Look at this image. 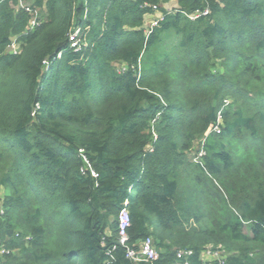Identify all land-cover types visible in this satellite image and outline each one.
I'll list each match as a JSON object with an SVG mask.
<instances>
[{
  "label": "trees",
  "instance_id": "obj_1",
  "mask_svg": "<svg viewBox=\"0 0 264 264\" xmlns=\"http://www.w3.org/2000/svg\"><path fill=\"white\" fill-rule=\"evenodd\" d=\"M177 251L264 264V0H0V264Z\"/></svg>",
  "mask_w": 264,
  "mask_h": 264
},
{
  "label": "built area",
  "instance_id": "obj_2",
  "mask_svg": "<svg viewBox=\"0 0 264 264\" xmlns=\"http://www.w3.org/2000/svg\"><path fill=\"white\" fill-rule=\"evenodd\" d=\"M153 15L150 16L149 24L154 27L157 25L158 20H160V14L158 12V8L156 6H152ZM26 12H30L29 9H25ZM33 18L31 19L30 25L36 26L37 21V11L31 12ZM79 30H75L68 36V42L71 48L77 49L79 47V40H78ZM16 44H13L12 49L15 50ZM218 121L220 122V115L218 114ZM212 130L216 133H220V127L219 125H216L212 128ZM205 155V153L199 152L198 157H201ZM91 175L94 176V172H91ZM130 225V218L129 213L127 209H122L120 213L118 214L117 219V227H118V237L119 242L121 245H124L127 241V229ZM208 254L210 251L208 250ZM191 254L190 251H177L176 257L179 259V261L176 264H188L186 260L182 261V259L186 256H189ZM126 257L130 259L131 261L135 263L139 262H145V263H152L155 261L158 257V254L153 246V242L151 238H146L144 241H142L138 247L137 250L126 248ZM206 264V263H203Z\"/></svg>",
  "mask_w": 264,
  "mask_h": 264
},
{
  "label": "rangeland",
  "instance_id": "obj_3",
  "mask_svg": "<svg viewBox=\"0 0 264 264\" xmlns=\"http://www.w3.org/2000/svg\"><path fill=\"white\" fill-rule=\"evenodd\" d=\"M175 6V4H174V2L173 3H170V4H168V5H166V7L165 8H168V9H171L172 7H174ZM149 19V21H150V18H148ZM226 102L227 101H224V103L226 104ZM196 144L194 145V147L196 148ZM193 154H194V152H193ZM192 155V154H191ZM191 157V156H190ZM198 160V158H196V157H193V161H197ZM210 248V247H209ZM208 251H206L205 253H204V256H203V258L204 259H207V258H210L209 257V255H210V253L208 254L207 253ZM222 253V252H221ZM216 256V255H215Z\"/></svg>",
  "mask_w": 264,
  "mask_h": 264
}]
</instances>
